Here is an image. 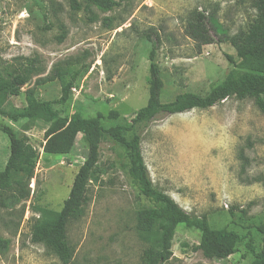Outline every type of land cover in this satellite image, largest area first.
<instances>
[{
  "label": "rangeland",
  "instance_id": "obj_1",
  "mask_svg": "<svg viewBox=\"0 0 264 264\" xmlns=\"http://www.w3.org/2000/svg\"><path fill=\"white\" fill-rule=\"evenodd\" d=\"M78 1L81 8L73 10L69 0H0V65L5 74L34 59L44 76L54 64L78 58L89 69L76 81L68 103L53 107L61 116L76 111L84 118L117 110L120 117L104 119L105 126L130 122L146 104L151 38L156 39L155 61L163 80L160 101L183 92L203 96L231 68L224 53L234 49L222 34L244 29L255 13L246 0H114L118 5L106 11ZM197 12L217 25L219 32L212 33L220 41L199 47L187 35ZM36 77L19 95L8 96L6 110L26 104L25 90ZM36 92L55 102L61 82L38 85ZM3 124L25 135L39 157L27 200L5 207L0 195V236L8 240L0 264H144V252L152 244L139 237L137 215L149 203L121 168L118 146L100 145L99 179L88 184L83 214L67 225L73 254L64 263L31 241L30 226L40 209L62 207L86 157L84 142L78 136L70 153L47 154L41 147L46 121L13 122L0 115ZM141 139L154 186L191 216H205L212 228L245 236L233 255L207 259L195 249L200 231L180 223L172 257L164 264H248L245 242L251 238L261 248L255 226L264 221V112L255 99L230 96L206 109L159 114L143 127ZM8 154L9 139L0 131V170Z\"/></svg>",
  "mask_w": 264,
  "mask_h": 264
},
{
  "label": "trees",
  "instance_id": "obj_2",
  "mask_svg": "<svg viewBox=\"0 0 264 264\" xmlns=\"http://www.w3.org/2000/svg\"><path fill=\"white\" fill-rule=\"evenodd\" d=\"M91 5L106 11L118 3L114 0H85ZM255 13L244 29L232 35L222 34L233 53H224L231 67L224 79L210 87L206 95L183 92L171 101L161 102L160 91L163 80L155 61L156 39H150L152 47L148 52L149 86L146 104L130 118V122H116L105 126L103 120L118 119L120 114L111 109L107 115L101 112L84 118L79 112L61 116L53 104H66L71 98L72 88L81 75L89 69L77 59H67L63 64H54L44 76L34 59L6 71L0 65V115L17 122L19 120L42 119L48 123L41 145L47 154H68L72 151L78 136L87 150L83 163L79 166L68 197L59 210L40 209L38 217L30 226V238L34 243L43 244L64 263L72 257L73 248L67 240V225L73 218L83 214L88 184L99 179L100 145L104 141L118 146L121 151L120 166L138 192L145 197L149 206L142 208L137 215V230L144 242L152 244L144 252V264H164L172 257V240L178 224L196 228L200 239L195 246L207 259L224 260L237 251L238 244L245 236L234 230L212 228L205 216L194 217L186 212L170 195L154 186L141 150V133L159 114L182 113L192 109H206L235 96L238 99L252 97L264 112V0H246ZM70 8L79 10L78 0H69ZM212 31L219 32L217 25L202 13L197 12L195 20L188 23L187 35L199 46L212 44L217 40ZM221 33V32H220ZM218 33V34H220ZM64 37L62 35L60 40ZM37 76L34 85L25 90L26 104L13 111L6 110L4 103L8 96H17L28 86L32 77ZM58 79L61 82V95L55 102L42 100L36 92L38 85ZM0 131L9 139V154L0 170V195L2 205L14 207L30 196L29 182L34 176L39 152L25 135L18 133L8 124L0 126ZM1 196V197H2ZM261 236L262 245L256 249L249 238L245 242L243 256H251L248 264H264V221L255 226ZM8 240L0 236V251L7 248Z\"/></svg>",
  "mask_w": 264,
  "mask_h": 264
}]
</instances>
